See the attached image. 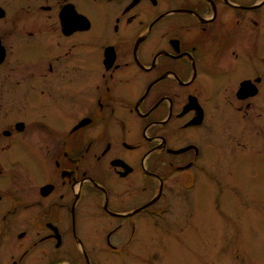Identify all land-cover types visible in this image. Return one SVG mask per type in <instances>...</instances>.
Masks as SVG:
<instances>
[{
  "label": "flooded vegetation",
  "instance_id": "af4514ba",
  "mask_svg": "<svg viewBox=\"0 0 264 264\" xmlns=\"http://www.w3.org/2000/svg\"><path fill=\"white\" fill-rule=\"evenodd\" d=\"M259 155L264 0H0V264L137 258Z\"/></svg>",
  "mask_w": 264,
  "mask_h": 264
},
{
  "label": "rangeland",
  "instance_id": "374dc122",
  "mask_svg": "<svg viewBox=\"0 0 264 264\" xmlns=\"http://www.w3.org/2000/svg\"><path fill=\"white\" fill-rule=\"evenodd\" d=\"M256 163L255 169L239 166L236 176L221 171L220 185L211 180L210 189L199 195L198 211L174 202L179 207L174 215L166 212L158 226L150 223L143 250L131 246L137 258L98 264H264V156Z\"/></svg>",
  "mask_w": 264,
  "mask_h": 264
}]
</instances>
